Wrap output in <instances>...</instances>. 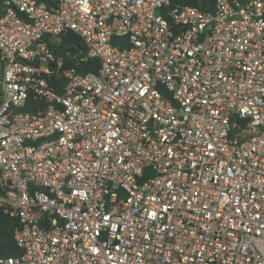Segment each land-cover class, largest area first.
<instances>
[{
	"label": "built area",
	"instance_id": "1",
	"mask_svg": "<svg viewBox=\"0 0 264 264\" xmlns=\"http://www.w3.org/2000/svg\"><path fill=\"white\" fill-rule=\"evenodd\" d=\"M195 1H5L0 264H264V0Z\"/></svg>",
	"mask_w": 264,
	"mask_h": 264
},
{
	"label": "trees",
	"instance_id": "2",
	"mask_svg": "<svg viewBox=\"0 0 264 264\" xmlns=\"http://www.w3.org/2000/svg\"><path fill=\"white\" fill-rule=\"evenodd\" d=\"M6 0H0V17L3 14V9ZM45 2L48 7H53L54 0H38ZM191 5H196L195 0H186ZM212 2V0H202L203 6L206 8V3ZM57 54L63 56L67 64L77 65L76 68L81 73L96 72L98 68L97 60H89L85 63H79L76 61L85 48L81 39L72 33H68L61 37L60 42L55 46ZM74 57L75 60L70 61L69 58ZM19 225L18 220L10 218L0 209V256H15L19 254V250L13 238V233L16 227Z\"/></svg>",
	"mask_w": 264,
	"mask_h": 264
}]
</instances>
